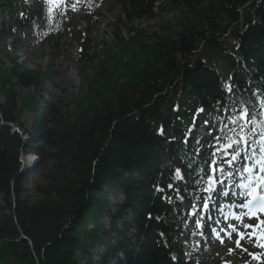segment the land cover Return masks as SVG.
<instances>
[{
    "label": "trees",
    "instance_id": "1",
    "mask_svg": "<svg viewBox=\"0 0 264 264\" xmlns=\"http://www.w3.org/2000/svg\"><path fill=\"white\" fill-rule=\"evenodd\" d=\"M121 1L128 17L152 15L141 0ZM172 3L181 9L182 31L161 38L159 48L134 38L146 58L119 74L123 82L100 62L93 82L82 81L89 93L76 95L72 115L57 101L22 129L16 88L39 86L40 78L17 70L6 77L0 69V264H109L118 252L124 255L118 264H214L186 261L190 248L166 199L193 202L204 189L207 166L194 160L201 161L203 146L213 156L216 141L191 135L225 100V84L235 86L237 108L254 93L264 97V0ZM220 116L216 121L228 113ZM22 155L37 163L19 177ZM108 189L122 192L125 204L114 206ZM106 215L111 228L102 236ZM110 235L119 238L115 250Z\"/></svg>",
    "mask_w": 264,
    "mask_h": 264
},
{
    "label": "rangeland",
    "instance_id": "2",
    "mask_svg": "<svg viewBox=\"0 0 264 264\" xmlns=\"http://www.w3.org/2000/svg\"><path fill=\"white\" fill-rule=\"evenodd\" d=\"M141 3L152 9L150 18L141 13L128 17L124 7L128 9L129 6L121 0H68L67 13H70V17L66 18V14L63 17V31L36 35L32 28L22 27L30 18L27 20V17L19 15L13 19L8 0H0V69L3 76L7 77L10 71L17 70L40 78L39 86L31 89L16 88L18 117L23 123L22 129L28 130L31 127L37 110L42 112L47 104L57 101L63 103L62 108L72 115L76 109V95L80 92L89 93L81 90L82 81L88 85L93 82L94 71L101 68L100 62L107 63L116 80L126 79H120L119 74L126 73L128 68H136L135 64H143L146 58L145 52L135 44L134 38L140 35L147 48H159L156 45L161 44V38L170 40L172 34L182 31L181 9L172 0H141ZM60 10L61 6L45 4L40 10H36L33 18L42 23L44 28H51V32ZM94 57L97 59L93 62L91 58L93 60ZM137 58L141 61L136 62ZM0 103H3L1 90ZM20 133L22 135L24 131L20 130ZM197 136L204 138L208 134L199 130ZM24 159L26 170L32 169L31 159ZM25 172L24 170L23 173ZM27 186L32 189L30 181ZM107 193L108 199L115 202L116 189H108ZM116 211L117 209L114 210ZM110 223L111 219L107 216L101 221V225H104L102 236L109 230ZM240 230L243 231V228ZM236 239L233 234L231 239H224L221 246L201 255H209L206 256L207 260L214 264H264V248L255 247V238L252 241L241 240V245L247 251L236 247ZM115 242L112 241L111 248ZM229 249H232L231 253ZM107 250L108 247H100L102 253ZM80 253L81 249L77 252L78 257ZM249 253L258 254L261 259L254 260Z\"/></svg>",
    "mask_w": 264,
    "mask_h": 264
},
{
    "label": "snow or ice",
    "instance_id": "3",
    "mask_svg": "<svg viewBox=\"0 0 264 264\" xmlns=\"http://www.w3.org/2000/svg\"><path fill=\"white\" fill-rule=\"evenodd\" d=\"M46 2L54 6L63 5L67 8L66 0H46ZM234 88L235 86L232 84H225L223 90L226 93V98L217 101L214 106L213 120H221V112L228 113V116L222 121L224 122V129L221 131H225V136L215 137L217 141L222 139L226 141L223 145V155L226 159L217 161L210 158L205 160V164L208 165L206 177L209 186L204 191L215 195L214 207L219 204L221 198H227L231 201L228 205L231 211L225 214V220L236 223H228V228L221 229V231H224L229 239L235 234L237 237L235 240L236 247L241 248L242 251H247L241 245V240L252 241L255 238V247L264 248V218H262L264 217V97L254 93V100H241L240 106L237 108ZM203 111V108L197 110L198 113ZM233 112H235V116L232 115ZM258 116L261 119H257ZM204 123L207 125L209 121L205 120ZM191 131V129L186 130L188 134ZM162 132L163 130H161V134ZM228 132L233 135H227ZM208 135L211 136V130ZM184 142L187 144V136ZM213 157H215V153H213ZM201 171L204 170L201 169ZM217 172L219 175L214 176L213 174ZM221 176L229 179L235 177V179H232L231 185L228 186L227 180L221 179ZM176 177H181L179 168L176 169ZM168 187L171 188L172 184H169ZM157 191L162 192L163 189L158 188ZM233 196L243 198V201L237 203L232 200ZM208 200H212L211 195H209ZM203 208H209L207 201L203 203ZM237 209H244L245 211L238 212ZM220 210L223 211V209ZM245 217L252 222L244 223ZM196 223L197 227L202 230L204 225L200 221ZM216 223L220 222L216 221ZM241 227L243 231L240 230ZM249 229L251 231H248ZM211 234L220 239L221 243H224L223 237L215 228L211 229ZM231 251L232 249H229L230 253ZM249 255L254 260L261 259L258 254L249 253Z\"/></svg>",
    "mask_w": 264,
    "mask_h": 264
},
{
    "label": "water",
    "instance_id": "4",
    "mask_svg": "<svg viewBox=\"0 0 264 264\" xmlns=\"http://www.w3.org/2000/svg\"><path fill=\"white\" fill-rule=\"evenodd\" d=\"M9 126L12 127L14 130H16V128L13 125H9ZM24 157L25 156L22 155V160H21L22 168H21V172H20L19 177L22 175V173L24 172V169L26 168V163H25V161H23Z\"/></svg>",
    "mask_w": 264,
    "mask_h": 264
},
{
    "label": "bare ground",
    "instance_id": "5",
    "mask_svg": "<svg viewBox=\"0 0 264 264\" xmlns=\"http://www.w3.org/2000/svg\"><path fill=\"white\" fill-rule=\"evenodd\" d=\"M118 212V211H117ZM113 213V212H112ZM133 213V212H132ZM104 217V216H103ZM106 247V246H105ZM97 257V256H96ZM123 258V254L122 253H119L118 254V257L115 258L113 261H112V264H117L118 260ZM96 260H98V258H96Z\"/></svg>",
    "mask_w": 264,
    "mask_h": 264
}]
</instances>
